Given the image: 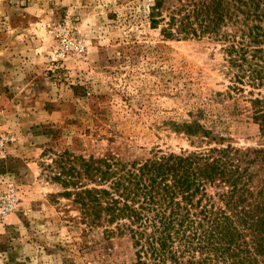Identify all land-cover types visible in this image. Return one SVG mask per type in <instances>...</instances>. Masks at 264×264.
<instances>
[{
  "label": "rangeland",
  "instance_id": "374dc122",
  "mask_svg": "<svg viewBox=\"0 0 264 264\" xmlns=\"http://www.w3.org/2000/svg\"><path fill=\"white\" fill-rule=\"evenodd\" d=\"M152 2L0 0V264L134 258L125 237L82 234L77 209L54 198L45 165L55 153L132 161L190 150L197 139L183 126L194 121L223 144H264L221 44L163 35Z\"/></svg>",
  "mask_w": 264,
  "mask_h": 264
},
{
  "label": "trees",
  "instance_id": "16d2710c",
  "mask_svg": "<svg viewBox=\"0 0 264 264\" xmlns=\"http://www.w3.org/2000/svg\"><path fill=\"white\" fill-rule=\"evenodd\" d=\"M149 9L165 36L221 44L230 87L264 140V0H153ZM183 129L194 149L132 161L55 153L45 165L61 187L54 198L77 209L82 234L125 237L131 264H264V144H223L197 121Z\"/></svg>",
  "mask_w": 264,
  "mask_h": 264
}]
</instances>
